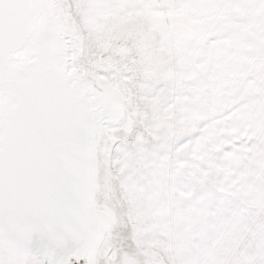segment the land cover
<instances>
[{"label":"snow or ice","instance_id":"obj_1","mask_svg":"<svg viewBox=\"0 0 264 264\" xmlns=\"http://www.w3.org/2000/svg\"><path fill=\"white\" fill-rule=\"evenodd\" d=\"M0 264H264V0H0Z\"/></svg>","mask_w":264,"mask_h":264}]
</instances>
